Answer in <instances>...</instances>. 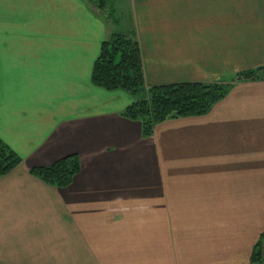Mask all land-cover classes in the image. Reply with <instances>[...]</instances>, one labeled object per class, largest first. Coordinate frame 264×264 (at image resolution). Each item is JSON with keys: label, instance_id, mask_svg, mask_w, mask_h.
Returning <instances> with one entry per match:
<instances>
[{"label": "crops", "instance_id": "1", "mask_svg": "<svg viewBox=\"0 0 264 264\" xmlns=\"http://www.w3.org/2000/svg\"><path fill=\"white\" fill-rule=\"evenodd\" d=\"M115 11L0 0V139L21 158L0 176V264H250L264 232V73L143 137L122 116L133 98L93 85L91 69L123 31L147 86L230 82L264 66V0ZM71 154L80 168L64 188L29 174Z\"/></svg>", "mask_w": 264, "mask_h": 264}, {"label": "trees", "instance_id": "2", "mask_svg": "<svg viewBox=\"0 0 264 264\" xmlns=\"http://www.w3.org/2000/svg\"><path fill=\"white\" fill-rule=\"evenodd\" d=\"M95 7L94 0H88ZM264 73V66L239 72L227 83H176L147 86L144 80L138 41L128 32L113 31L100 44L99 54L91 69L93 85L105 90H123L132 103L122 116L140 123L141 134L149 137L155 125L173 118L202 116L221 100L237 82L255 80ZM21 158L0 139V176L18 166ZM79 159L75 154L64 156L53 163L33 167L29 174L56 188L68 186L79 172ZM259 241L253 247L250 264H264Z\"/></svg>", "mask_w": 264, "mask_h": 264}, {"label": "rangeland", "instance_id": "3", "mask_svg": "<svg viewBox=\"0 0 264 264\" xmlns=\"http://www.w3.org/2000/svg\"><path fill=\"white\" fill-rule=\"evenodd\" d=\"M88 1V0H87ZM98 5H101V1L105 4V6L107 8L109 7H113V9H115V15H117V17H119L118 11L123 9V5H124V0H94ZM127 2V0H125ZM92 5H94L93 3H91ZM114 17V16H113ZM121 18L124 19V14L120 16ZM124 24L120 23L119 27H123ZM118 30H122V29H118ZM123 32V31H122ZM131 34V33H129ZM132 35V34H131Z\"/></svg>", "mask_w": 264, "mask_h": 264}]
</instances>
